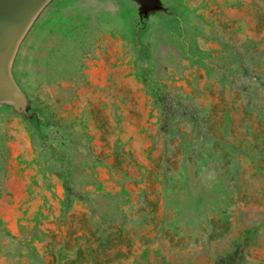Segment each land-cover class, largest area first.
<instances>
[{"label":"rangeland","instance_id":"374dc122","mask_svg":"<svg viewBox=\"0 0 264 264\" xmlns=\"http://www.w3.org/2000/svg\"><path fill=\"white\" fill-rule=\"evenodd\" d=\"M137 23L61 0L24 51L40 130L0 111V264H264V0Z\"/></svg>","mask_w":264,"mask_h":264},{"label":"water","instance_id":"95a60500","mask_svg":"<svg viewBox=\"0 0 264 264\" xmlns=\"http://www.w3.org/2000/svg\"><path fill=\"white\" fill-rule=\"evenodd\" d=\"M61 0H0V111L40 130L38 109L21 78V63L30 39L52 8ZM135 19L134 40L156 19L181 21V0H112Z\"/></svg>","mask_w":264,"mask_h":264}]
</instances>
